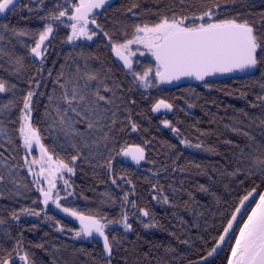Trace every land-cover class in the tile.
<instances>
[{"label": "trees", "instance_id": "16d2710c", "mask_svg": "<svg viewBox=\"0 0 264 264\" xmlns=\"http://www.w3.org/2000/svg\"><path fill=\"white\" fill-rule=\"evenodd\" d=\"M135 2L139 4V9L135 10L139 16L127 12L133 0H115L97 17L116 40L125 39L124 31L128 32L126 38H131L134 23L155 22L157 17L153 13L170 14V9L177 13L181 11L175 0ZM205 6L198 5L192 10H203ZM48 7H51V0ZM183 11L190 14L187 5ZM237 11L243 19L259 21L260 13L264 12V0H243L228 14ZM6 17H2L0 23H9L18 29L36 32L44 27V21L27 11L9 12ZM68 34L69 29L61 25L50 42H46L49 43V52L42 73L37 72L40 62L29 52L38 36L11 37L10 33H4L6 39L0 41V49L13 54V62H9L8 55L0 56V79L6 85H16L15 89L0 93V128L4 130L0 133V153L3 154L0 156V172L7 177L11 169V179L16 181L13 184L6 180L0 184V219L5 221L0 224V260L9 258V253L15 257L19 241V251L29 253L34 264H106L103 245L99 241L75 237L79 230L77 225L53 210H45L39 203L42 197L25 168L24 150L19 147L22 141L18 137L22 100L31 88L44 93L33 97L32 122L39 129L41 142L50 153H54V158L58 155L74 167L70 179L73 207L86 216H102L107 220H121L122 214L128 215L131 231L121 227L106 231L110 240L115 237L112 264H195L215 245L227 219L238 206L239 198L253 187L257 192H264L262 176H247L244 172L229 175L238 164L244 168L238 161L239 149L236 147H245L247 138L243 133L255 136L258 142L264 139V132L259 127L264 108L252 106L258 103L257 94H262L259 85L264 83V63L248 76L207 81L208 88L204 87V82H199L171 88L160 85L145 91L136 87L131 75L116 62L102 34L91 42L79 41L73 45L65 42ZM81 52L86 57L96 58L89 61L91 68L103 66L104 71L111 69V79L106 83L111 86L114 80L121 85L123 91L118 95L124 97L138 130L132 132L125 121L123 131L119 130L120 125L117 126L114 142L84 149L81 158L71 164V156L77 152L64 142L63 137L58 138L55 131L49 130L44 112L56 73L70 54L83 65L84 61L79 59ZM16 56L24 61L18 74V66L14 63ZM142 63L146 67L153 66L149 59L142 60ZM48 69L52 70L51 78L47 75ZM135 70L138 71V67ZM33 77L40 81L39 87L29 83ZM161 99L173 105L169 112L152 111L154 104ZM133 100L135 104L130 103ZM126 115L127 112L122 110L119 119L124 121ZM164 120L178 128L179 134L165 127ZM181 140L192 145L201 143L202 147H188ZM133 145L146 150V161L141 165L126 162L121 153V149ZM209 148L215 151H207ZM109 158L112 159L111 171L103 166ZM112 179H116L115 185ZM200 185L208 191H200ZM188 192L192 194L191 201ZM125 195L128 203L123 200ZM165 196L168 203L163 202ZM131 202L135 203V208ZM185 202H188L187 206ZM22 207L41 211V215L12 220L11 212ZM140 209L148 211L149 216H143ZM46 215L53 219H45ZM145 224L155 226L145 228ZM58 227L65 230L58 231ZM232 243L234 240H228L221 253L209 264H227L226 257ZM38 244L44 247H37Z\"/></svg>", "mask_w": 264, "mask_h": 264}, {"label": "snow or ice", "instance_id": "6c2138e0", "mask_svg": "<svg viewBox=\"0 0 264 264\" xmlns=\"http://www.w3.org/2000/svg\"><path fill=\"white\" fill-rule=\"evenodd\" d=\"M175 2L181 6L179 13L175 9H170V14L153 13L157 17L155 22L134 23L131 38H126L128 32L124 31L125 39L116 40L97 19L102 14L98 10L105 9V6L109 5V0H51V7H48L49 0H27V2L0 0V15L5 16V19L9 12L16 14L18 11H27L35 18L44 21L43 29L36 32L18 29L9 23H0V41H5L4 33H10L11 37L38 36L29 48V52L40 62L41 67L37 69V72L42 73L45 70L44 62L49 52V43L46 42H50V38L61 25L70 30L65 41L68 44L79 40L92 41L94 37L102 34L107 39L111 52L132 75L133 81L145 89L154 86L153 80L162 84L178 81L182 77L204 82V87L208 88L210 85L206 81L207 77L256 69L258 65L264 63V12L260 13V19L256 21L241 18L242 14L238 11L228 14L237 3L242 4L243 0H175ZM186 5L190 9V14H185L183 11ZM198 5L207 6L203 7V10H192ZM46 8L47 11H45ZM137 9L139 4L133 0L127 12L139 16V12L135 11ZM40 13L44 14L40 15ZM65 18L68 23L65 22ZM8 43H11V38H8ZM133 45L138 46L135 51L132 48ZM139 46L146 49L154 58V75L151 67L146 68L142 73L134 69L133 57L138 53L140 56L145 54L139 51ZM25 47L28 45L26 44ZM2 55H8L9 62H13L11 52L5 53L3 49H0V56ZM79 59L84 61L83 65L70 54L65 59V64L61 65L52 81L54 86L52 93L47 96L48 104L45 105L44 112V120L49 122V130L55 131L58 138L63 137L64 142L77 152L76 155L71 156V164H75L81 158L84 149L91 150L94 146L99 147L101 143L107 146L109 142H114L117 126L120 125L119 130L123 131L125 121L132 132L138 130L137 123L128 111V105L124 103V97L118 95L123 91L121 85L114 80L111 86L106 83L111 79V69L104 71L103 66L100 69L91 68L89 61L96 58L86 57L83 52L79 54ZM14 63L18 66L16 69L18 74L23 68V58L16 56ZM47 75L49 78L52 77L51 69L47 70ZM29 83H34L36 87L40 86V81L35 77ZM259 86L262 94H257L258 103L252 106L264 108V83ZM15 88V84L6 85L5 81L0 79V93ZM36 95H44V93H37L30 88L23 97L18 117V137L22 141L19 147H22L26 153L31 154L34 146L39 148L38 158L29 159L28 155L23 157L24 165L34 178L33 183L42 197L39 203L44 206V209H47L50 204L54 205L59 211L77 219L79 230L75 232V237H93L94 234L101 237L106 264H112L115 237L110 240L109 235L106 234V228L110 224L122 223L126 231H131L132 225L128 222V215L122 214L121 220H107L106 217L86 216L74 208L62 206L57 182L63 180L67 196H72L73 193L67 191L72 185L69 180L63 178V174L65 172L74 174V167L60 159L58 155L54 159V153H50L41 142L39 129L32 122L33 97ZM130 103L135 104V101ZM161 108L171 110L173 105L161 99L154 104L152 111L158 112ZM122 110L127 112L124 121L119 119ZM163 124L172 132L179 134V129L173 127L168 120H164ZM259 127L264 132V118L260 119ZM234 130L239 131L238 128ZM3 131L0 128V133ZM243 135L247 138L245 147L241 148L239 145L236 147L239 149L238 161L244 165V168L238 164L229 175L236 176L244 172L247 176L264 177V139L258 142L256 137L248 132H244ZM181 143L197 149L202 147L201 143L192 145L185 140H181ZM206 150L215 151L211 148ZM121 153L137 164L145 159V149L140 146L121 149ZM2 155L0 153V156ZM37 165H39L38 171L35 167ZM103 166L111 171L112 159L106 160ZM12 175L11 169L8 170L7 177L0 172V184L6 180L15 184L16 181L11 179ZM116 183V179H112V184ZM45 184L46 187L43 186ZM24 187L27 189L28 185L25 184ZM199 189L203 192L208 191L203 185H200ZM187 195L191 201L193 199L191 192ZM153 199L156 197L154 196ZM123 200L128 203V196L125 195ZM36 202L33 201V203ZM163 202H169L167 196L163 197ZM131 203L135 208V203ZM187 203L185 202L186 206ZM140 211L143 216H149L148 211L144 209ZM10 215L12 220L18 221L22 215L39 217L41 211L22 207L19 211L13 210ZM238 216L241 217L240 221ZM244 216L246 218H243ZM45 219L52 220L53 217L46 215ZM4 223L5 221L0 219V224ZM56 223L59 225V221ZM154 226L144 225L145 228ZM57 230L63 232L65 229L58 227ZM226 238L234 240L230 247V254L226 257L227 264H264V192H257L253 187L239 198L238 206L227 219L222 234L207 252V256L202 258L203 264H209L208 257H212L222 249V245L227 242ZM36 246L44 247L43 244ZM19 248L18 241L15 257L9 253V258L0 260V264H16L17 259L21 264H34L29 253L24 252L21 255Z\"/></svg>", "mask_w": 264, "mask_h": 264}, {"label": "rangeland", "instance_id": "374dc122", "mask_svg": "<svg viewBox=\"0 0 264 264\" xmlns=\"http://www.w3.org/2000/svg\"><path fill=\"white\" fill-rule=\"evenodd\" d=\"M62 27H64L63 25H62ZM90 27H91V25H90ZM64 28H66V27H64ZM68 29V28H67ZM70 31V30H69ZM97 37H94V39H96ZM93 39V40H94ZM92 40V41H93ZM79 41H84V42H91V41H86V40H79ZM79 41H76V42H74V43H77V42H79ZM73 43V44H74ZM72 44V45H73ZM137 47L138 46H136V45H133L132 46V48H133V50L135 51L136 49H137ZM139 51H143L145 54L143 55V56H140L139 55V53L135 56V57H133V60L134 61H136V65H137V67H138V71L139 72H143V70H145L146 68H148V67H146V66H144L143 65V63H142V60H144V59H149L150 61H151V63L153 64V66L151 67L152 69H153V75H154V71H155V60H154V58L150 55V53H148L147 52V50L146 49H144L142 46H139ZM136 67V68H137ZM135 68V69H136ZM137 71V70H136ZM131 75V74H130ZM131 77H132V75H131ZM153 84H154V86L153 87H155V86H160L161 84H159V83H156L154 80H153ZM135 86L136 87H138V88H140V89H142V90H145V91H147V90H150V89H152L153 87H150V88H147V89H145V88H143V87H140L136 82H135ZM145 149V148H144ZM24 150V149H23ZM25 155H28V158L29 159H32L33 157H39V155H40V152H39V148H38V146H34V150L31 152V154H28V153H26L25 152V150H24V156ZM55 159V158H54ZM36 167V170L38 171L39 170V165H37V166H35ZM25 168H26V170H27V167L25 166ZM28 172V171H27ZM29 174V173H28ZM74 174H72V173H67V172H65L64 174H63V178L64 179H67V180H69V183L71 184V182H70V179H71V177L73 176ZM29 176H30V178H31V180H32V183H33V180H34V178L29 174ZM33 185H34V187L36 188V186H35V184L33 183ZM44 186V185H43ZM57 190L60 192V196L62 197V199H61V204H62V206H65V207H71V208H74L73 207V204H74V200L72 199V196H67V193H66V191H65V188H64V185H63V180H58V182H57ZM67 191L68 192H72V187L71 188H69V189H67ZM66 197V198H65ZM75 209V208H74ZM45 210H53L54 212H56V213H59V214H61L63 217H66V218H68L69 220H71L75 225H77L78 226V228H79V221L77 220V219H75L74 217H71V216H69V215H67V214H65V213H63V212H61V211H59L58 209H56L55 208V206L54 205H49L48 206V208L47 209H45ZM22 217H24V218H35V216H27V215H22ZM117 227H121L122 229H124L123 228V225H122V223H119V224H110L109 226H108V228H106V231L108 230V229H113V228H117ZM125 230V229H124ZM126 231V230H125ZM81 237H84V236H81ZM80 237V238H81ZM85 238H87V239H92V238H88V237H85ZM20 254L22 255V254H24V252L21 250L20 251ZM16 264H21V262L17 259L16 260Z\"/></svg>", "mask_w": 264, "mask_h": 264}, {"label": "water", "instance_id": "95a60500", "mask_svg": "<svg viewBox=\"0 0 264 264\" xmlns=\"http://www.w3.org/2000/svg\"><path fill=\"white\" fill-rule=\"evenodd\" d=\"M115 0H109V5H106L105 6V9L108 8L110 6L111 3H113ZM103 9V10H105ZM103 10H98L100 12H102ZM4 17L3 15H0V19ZM65 22H68L67 19L65 18ZM115 56V55H114ZM115 60L116 62L123 68V70L125 72L128 73V70L125 69L122 65V62L118 60L117 57H115ZM133 64H134V69L136 67V63L135 61L133 60ZM255 71V69H251V70H245V71H234V72H231V73H224V74H216L214 76H211V77H207L206 78V81H216V80H223V79H227V78H236V77H244V76H248V75H251L253 74ZM201 81H197L193 78H188V77H182L180 80L178 81H173L171 83H162L161 85L163 87H166V88H171V87H176L178 85H182V84H195V83H199ZM170 110L168 109H164V108H161L158 112L156 113H160V112H169ZM136 146H139V145H133V146H129L127 148H133V147H136ZM142 147V146H140ZM124 160L132 165H141L142 163H144L146 161V157H147V153H146V150H145V159L142 160L139 164H137L135 161H133L130 157H126L124 156ZM240 216H238V221L240 220ZM234 227H236V225L234 224ZM88 238H92L96 241H99L102 245H103V239L99 236H97L96 234L93 235V237H88ZM226 241L228 242V238H226ZM226 242V243H227ZM226 243L224 245H222V249L221 250H218V252L216 254H214L212 257H208V262H211L213 261L220 253L221 251L223 250V248L225 247ZM104 252V251H103ZM105 255V254H104ZM207 256V255H206ZM195 264H203V261H202V258L197 260Z\"/></svg>", "mask_w": 264, "mask_h": 264}]
</instances>
